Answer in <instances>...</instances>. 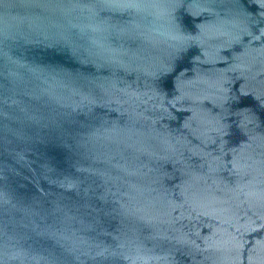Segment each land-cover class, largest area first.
Masks as SVG:
<instances>
[{
  "label": "clouds",
  "instance_id": "9594fccd",
  "mask_svg": "<svg viewBox=\"0 0 264 264\" xmlns=\"http://www.w3.org/2000/svg\"><path fill=\"white\" fill-rule=\"evenodd\" d=\"M59 27L95 77L77 118L99 126L139 221L97 255L174 264L179 246L194 264H264L259 241L245 259L264 231V141L244 153L229 143L233 82L264 73V0H83ZM0 264L35 260L8 242Z\"/></svg>",
  "mask_w": 264,
  "mask_h": 264
},
{
  "label": "water",
  "instance_id": "95a60500",
  "mask_svg": "<svg viewBox=\"0 0 264 264\" xmlns=\"http://www.w3.org/2000/svg\"><path fill=\"white\" fill-rule=\"evenodd\" d=\"M82 2L0 0V243L14 242L35 264H116L97 253L139 223L95 142L99 126L77 118L95 77L59 24ZM260 82L264 73L233 82L229 143L238 153L264 141ZM248 241L245 259L264 231ZM191 255L177 246L174 264H194Z\"/></svg>",
  "mask_w": 264,
  "mask_h": 264
}]
</instances>
